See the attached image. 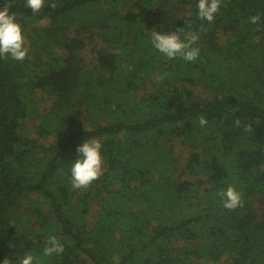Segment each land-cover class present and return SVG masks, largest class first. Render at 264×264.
Returning a JSON list of instances; mask_svg holds the SVG:
<instances>
[{"label": "trees", "instance_id": "16d2710c", "mask_svg": "<svg viewBox=\"0 0 264 264\" xmlns=\"http://www.w3.org/2000/svg\"><path fill=\"white\" fill-rule=\"evenodd\" d=\"M179 1L186 12L171 22L169 9L153 12L163 0H46L35 14L26 0H0L34 53L0 58V264L29 253L43 264H264V0H222L212 22L199 18L198 0ZM181 28L182 39L199 35L193 62L152 45L153 30ZM92 41L96 62L87 64ZM158 61L172 81L154 78ZM202 74L216 85L211 97L194 91ZM150 82L156 89L143 94ZM38 91L54 97L45 114ZM103 107L111 117L87 128ZM32 117L43 142L21 133ZM93 138L104 174L74 189L77 147ZM175 138L191 151L180 176L169 170ZM230 185L242 194L235 210L217 195ZM175 204L190 211L169 221ZM17 224L33 235L19 236ZM51 235L65 250L44 257Z\"/></svg>", "mask_w": 264, "mask_h": 264}, {"label": "clouds", "instance_id": "9594fccd", "mask_svg": "<svg viewBox=\"0 0 264 264\" xmlns=\"http://www.w3.org/2000/svg\"><path fill=\"white\" fill-rule=\"evenodd\" d=\"M46 0H26L25 7L31 9L32 13H38L45 7ZM222 0H198V16L202 21L212 22L221 7ZM11 4L7 3L0 9V58L11 57L16 61H23L27 58L29 48L26 46V38L22 25L17 21L14 13L10 12ZM56 8L55 2L50 4ZM261 19L259 14L249 18V22L256 24ZM202 30L204 26L201 25ZM182 28L174 32H151L152 45L159 52L169 59L181 57L185 61L193 62L200 55V49L194 47L199 40L197 33L188 32L181 38ZM207 118L203 115L199 118V125L206 126ZM240 121L237 119L236 124ZM252 129L249 128V131ZM102 142L99 139H87L77 147L79 157L74 160L71 166V183L74 189H87L92 183L104 174V159L102 156ZM223 200V207L228 210H235L243 206L242 194L235 186H228L226 190L217 193ZM65 248L63 243L55 235L47 238L43 249V256L50 257L54 254H62ZM3 264H12V261L5 258ZM18 264H43L40 256L26 254L19 258Z\"/></svg>", "mask_w": 264, "mask_h": 264}, {"label": "rangeland", "instance_id": "374dc122", "mask_svg": "<svg viewBox=\"0 0 264 264\" xmlns=\"http://www.w3.org/2000/svg\"><path fill=\"white\" fill-rule=\"evenodd\" d=\"M127 8H131V6L126 5L124 8L123 7L120 8L121 14H124ZM161 9L162 10L169 9V11L171 12L170 14H172V15L170 16V18H168V21H171V22H172L173 16L177 15L179 17V16H182L186 12V8L181 5L179 0H163V4L158 3V5L155 6L153 12L158 13ZM156 16L158 19V15H156ZM25 38H26V46L29 48V52H28L27 57L33 59L34 53L31 49L30 38H28V37H25ZM96 44H97V41H92L87 45V47L85 49L84 53L86 56V63L87 64H92V63L96 62L95 55L92 52V48H97ZM164 58H166V56H164ZM139 62H140V56L136 55L135 57L131 58L129 65L133 70H135V69H137ZM168 67H169V65L162 63L161 61H158L156 63L157 73L155 74L156 76H154V78L156 80H166V82L172 81V78L169 76V74L167 72ZM199 80H201L200 83L193 86L194 91L196 90V93L199 95H206V96H210V97L213 96L216 92V85L212 82V79L208 75L202 74ZM174 84L176 85L175 82L173 83V85ZM180 86L183 87L184 84L181 83ZM154 89H156V86L150 82V83H148V85L143 90V94L146 91L150 92V91H153ZM102 91H103V87H100L98 89V93L101 97L103 95ZM197 94L194 93L195 96ZM194 95H193V93H191L190 97L194 98L195 97ZM35 98H36L38 105H39L38 108L42 111L43 114H45V112L51 108V106L53 104V98L54 97L50 96V95L49 96L45 95L41 91H38L35 95ZM33 99H34V96H33ZM82 111H83V109L80 110V113ZM109 117H111V111L107 110L106 107H103L102 111L93 114L88 120L85 118L86 120H84V124L87 128H90L92 125H98V124L106 121ZM37 121H38V119L35 117H32V118L25 120L21 126V133L24 135L34 134V135L40 136L37 133V127H36ZM40 139H41L40 140L41 142L44 141L41 136H40ZM173 143H176V145L174 148V154L173 155L171 154L169 156L170 162L172 163L171 167H169V170L172 171L175 175L180 176L183 172V169H184L183 166L187 163V161L189 159L191 151H190V147L188 145H184L182 143V139L175 138V140H173L171 143H170V140H168L166 145L171 146V145H173ZM201 177L204 178L205 175L201 174ZM105 195H106L105 193L99 194L98 196L95 197L93 202L95 200L99 201V199ZM33 196L37 197V194L33 193ZM98 201H95V202H98ZM175 205L176 206L174 207V210L168 215L169 221H172V220L177 221L180 218L179 217L180 215L186 214L190 211L189 208H182V207L178 206L177 204H175ZM33 210H34V208H32V209L31 208H25L24 212L29 213V212H33ZM95 215H96V204L90 213L91 219H90L89 223L91 225H93V223L95 221V217H96ZM16 232L19 236H24V237L33 235L31 233L30 227H23V226H20L18 224L16 225ZM227 262H229V261L228 260L223 261V264H228ZM195 264H199V263L196 262Z\"/></svg>", "mask_w": 264, "mask_h": 264}]
</instances>
